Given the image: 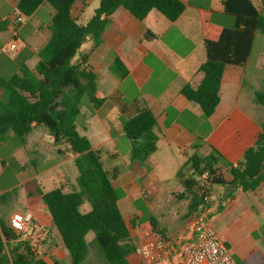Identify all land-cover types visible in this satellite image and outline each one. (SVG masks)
<instances>
[{
    "label": "crops",
    "instance_id": "obj_1",
    "mask_svg": "<svg viewBox=\"0 0 264 264\" xmlns=\"http://www.w3.org/2000/svg\"><path fill=\"white\" fill-rule=\"evenodd\" d=\"M181 1L186 9L174 22L157 10L151 11L144 20H139L120 7L110 17L102 44L93 49V43L89 40L76 57L78 61L80 56L92 50L87 61L97 74L98 95L106 98L94 114H84L82 108L77 125L80 133L87 136L93 148L99 151L105 167L106 160L111 164L110 170L106 169L114 176L112 183L125 192V197L119 201L122 213L124 206L137 207L142 196L137 180L147 178L142 170L147 161L139 163L132 160L134 142L124 134L125 121L138 110L148 106L157 119L159 139L157 150L152 155L159 151L169 155L173 147L187 153V149L197 145L202 156L209 155L210 150L216 148L228 162L236 163L261 132L264 107L256 103L255 96L264 90V35H255L251 54L243 66L226 67L220 104L210 118H205L202 108L181 92L187 84L198 86L203 78L199 67L206 61V51L200 14L210 13L211 23L217 26L232 28L235 22L227 19L229 15L224 12L225 0ZM18 2L0 0V25L6 20L9 22L0 29V77L18 73L23 64L33 70L39 61L38 52L51 37L50 26L56 13L54 7L44 2L33 15L26 17L18 11ZM252 2L264 15V0ZM99 3L100 0H76L73 17L86 24ZM147 31L157 38L146 40ZM12 44L16 48L9 50ZM117 57L129 71L124 79L111 70ZM247 107L257 108L256 118L245 112ZM13 138L11 136L6 140L12 141ZM124 138L130 141L127 145H131V149L126 154L134 162L133 168L122 167L126 157L122 156L119 147ZM59 148L63 152L59 153ZM69 152L64 145H56L43 126H37L25 143L20 141L16 154L19 165L15 173L16 182L6 189L0 186V195L31 182L34 185L30 191H24L25 200H17L21 202L19 209L9 213L6 209H0V220L9 223L14 213L31 211L35 221L44 224L45 232L39 237L20 235L9 245L26 241L35 243L36 251L48 239L51 241L55 236L60 238L40 190L48 192L62 188L71 192L77 189L76 155H73L74 166L71 167ZM37 155L39 158L35 160ZM8 166L0 167V179ZM191 172L189 170V174ZM148 206L143 207L149 209ZM221 212H225L229 218L221 238L237 258V263L249 264L250 261V264H264V182L253 192H244L241 188L235 194L229 192ZM90 235L93 236L90 233L88 237ZM55 254L60 258L58 251ZM130 262L142 264L134 255Z\"/></svg>",
    "mask_w": 264,
    "mask_h": 264
},
{
    "label": "trees",
    "instance_id": "obj_2",
    "mask_svg": "<svg viewBox=\"0 0 264 264\" xmlns=\"http://www.w3.org/2000/svg\"><path fill=\"white\" fill-rule=\"evenodd\" d=\"M44 2L52 5L56 13L50 26L51 37L38 52L39 61L35 68L32 70L23 64L18 73L0 77V142L14 136L25 143L37 126H43L56 145H64L76 155V190H40L42 201L68 255L66 260L52 255L50 261L24 251L13 252L11 256L7 246L20 234L9 223L0 220V264L11 260L14 264H67V261L68 264H83L91 243L100 251L106 264H131L137 242L119 207L125 192L113 185L114 176L106 169L99 151L93 148L87 136L80 133L77 125L84 96L89 98L95 109L106 101L105 97L98 95L97 74L87 61L92 50L80 56L77 62L73 60L87 41H92L93 49L102 44L110 17L120 7L139 20L157 10L174 22L183 14L186 5L181 0H100L86 24L73 17L76 0H19L17 9L30 17ZM224 12L234 18L232 28L211 23L210 13L201 12L206 51V61L199 67L203 78L198 86L187 84L181 91L189 101L202 108L205 118H210L220 104L226 67L243 66L251 54L255 35H264V15L252 0H225ZM8 23L7 20L2 22L0 29ZM156 38L150 31L145 34L146 40ZM111 70L121 79L129 74L119 57L111 65ZM255 98L256 103L264 107V90L257 92ZM157 128V119L148 106L125 121V136L134 142L141 141L131 150L133 161L144 163L156 152ZM192 148L195 151L186 163L192 172L186 175L184 167L177 172L183 191L176 196L183 199L187 194L192 195L191 213L208 205L204 194L197 193L203 189L201 182L205 172H208L205 181L208 189L218 186L253 192L264 182V121L257 139L236 163L228 162L216 148H212L207 156L199 154L197 145ZM58 152L63 151L59 148ZM220 163L226 167L225 170L217 168ZM86 202L90 209L84 212L82 207ZM222 208L220 205L219 212ZM142 214L141 219L150 224L151 233L165 237L159 219L147 208ZM131 224L137 226L133 220ZM90 233L94 235L91 242L88 241Z\"/></svg>",
    "mask_w": 264,
    "mask_h": 264
},
{
    "label": "rangeland",
    "instance_id": "obj_3",
    "mask_svg": "<svg viewBox=\"0 0 264 264\" xmlns=\"http://www.w3.org/2000/svg\"><path fill=\"white\" fill-rule=\"evenodd\" d=\"M227 19H231L233 22H235L234 18L231 16L227 17ZM8 49L10 50V47H8ZM73 62H77L76 58L73 60ZM11 74L9 73L7 76L9 77ZM81 108L84 109V114L87 115L94 114L96 112V109L93 107L87 96L82 98ZM244 110L249 116L256 118V107H247ZM261 116H264V114ZM128 141L129 140L127 138H124V140L121 141L119 151L121 152L122 156L126 157L124 159L125 163H123L124 165H122V167L133 168L134 162H132L126 154L131 149V145H127ZM140 143L141 141L137 140L134 142V146H139ZM19 144L20 140L14 137L12 141L5 140L0 145V167L9 165L5 168L6 170L4 175L0 179V186L2 189H6L8 186L13 185L16 182L15 173L17 168H19L16 160V154L17 146ZM193 153L194 150L191 148L187 149V153H185L179 148L173 147L172 150H170L169 155H165L162 151H159L152 155L150 160H147V162L142 166V170L145 171L144 173H146L147 178L137 180L142 192V196L139 199L140 202L138 203L137 207L131 205L130 207L124 206L122 208L123 214L130 225L137 244L153 235L151 233L150 224L148 222L142 221L141 219L143 215L142 211L144 209L143 206L146 204L149 205V209L147 208L149 213L155 215L159 219L161 227H163L165 231L164 234L166 238L175 239L178 241H186L189 237L194 222L198 221L199 219H205L216 231V233L220 237H223L227 225L226 222L229 218L225 212H219L218 209L220 205L223 206L224 202H226L229 192L232 191L235 194L236 191H233L232 188L212 186L209 188V200L207 201L208 205L200 206L192 213L189 211V204L191 202L192 195L187 194V197L183 199L176 197L179 192L183 191V186L177 178V171L184 167L185 174L189 175V170L191 172V168L190 165H185V163ZM68 155V158H70L69 165L73 167L74 153L70 151ZM58 156L61 157L59 154ZM36 158L37 159L35 160H38L39 155H37ZM31 160L34 162L32 155ZM106 162V167L108 170H110L111 164L108 162V160H106ZM36 167L39 168V165H36ZM217 168L220 171L226 169L222 163H220ZM33 185V182H31L26 186L18 187L5 195H0V209H6L8 213L19 209L21 202H18L17 200L19 198L21 200H25L26 197L24 191H30L33 188ZM197 193L198 195L202 194V190H197ZM89 208L90 205L86 202L82 209L84 211L88 210ZM223 215H225L226 218ZM132 220L137 223V226H133L131 224ZM91 234L93 235V233ZM93 236L90 235L88 237V241L91 242ZM39 246L40 248L35 251V243L20 241L13 246L8 245L7 248L11 256H13V252L15 253L24 251L25 253L35 255L45 260H50L52 255L59 258L55 254L56 251H58L59 255H61L60 259L66 260L68 253L58 236L53 237L51 241L48 239L46 243H41ZM248 263L250 264V261H248ZM83 264L106 263L100 251L91 243L88 257Z\"/></svg>",
    "mask_w": 264,
    "mask_h": 264
},
{
    "label": "built area",
    "instance_id": "obj_4",
    "mask_svg": "<svg viewBox=\"0 0 264 264\" xmlns=\"http://www.w3.org/2000/svg\"><path fill=\"white\" fill-rule=\"evenodd\" d=\"M11 45L10 50H14ZM208 172L204 173L201 186L205 201L209 200L206 185ZM9 226L27 237H39L45 232L42 222L35 221L31 211L16 212L9 219ZM136 256L142 264H238L231 249L205 220L194 222L186 241L152 235L139 242L135 248ZM7 264H14L11 260Z\"/></svg>",
    "mask_w": 264,
    "mask_h": 264
}]
</instances>
